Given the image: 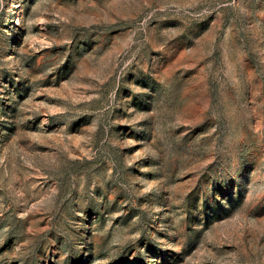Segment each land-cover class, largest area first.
<instances>
[{
  "label": "rangeland",
  "instance_id": "1",
  "mask_svg": "<svg viewBox=\"0 0 264 264\" xmlns=\"http://www.w3.org/2000/svg\"><path fill=\"white\" fill-rule=\"evenodd\" d=\"M0 264H264V0H0Z\"/></svg>",
  "mask_w": 264,
  "mask_h": 264
}]
</instances>
